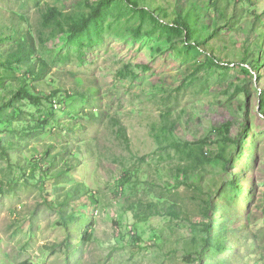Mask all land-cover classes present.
<instances>
[{
	"label": "rangeland",
	"instance_id": "374dc122",
	"mask_svg": "<svg viewBox=\"0 0 264 264\" xmlns=\"http://www.w3.org/2000/svg\"><path fill=\"white\" fill-rule=\"evenodd\" d=\"M101 1L0 0V28L11 26L13 14L23 16L24 28L36 34L38 56L51 67L44 81L29 88L33 98L20 97L16 107L0 112V264H189L182 259L195 240L201 244L206 237L198 224L204 219L192 199L197 192L175 177L176 168L186 163L183 154L168 146L208 138L218 149L216 130L227 123L237 138L246 122L248 140L239 147L243 155L235 157L228 173L215 162L196 173L203 174L205 189L216 193L222 187L214 198L216 209L237 237L244 241L263 226L264 116L259 91L264 69L259 84L255 72L248 76L238 65L228 70L205 66L214 47L222 48L218 54L224 61L245 40L259 53L254 47L259 32L251 24L229 34L225 30L223 41L188 53L183 36L140 18L124 1L100 6L91 18ZM165 1H173L170 13L198 16L200 39L211 30L216 0ZM152 3L145 0L144 6ZM44 11L68 14L75 23L85 18L90 22L77 39L71 40L68 32L49 39L51 28L42 26ZM255 11L264 12V0ZM15 70L17 77L24 73ZM237 87H245L248 95H235ZM58 89L70 97L52 108L51 95ZM5 91L0 90L7 95ZM92 111L94 120L87 117ZM100 113L106 115L103 122L98 121ZM50 114L49 123L42 124L40 118ZM114 117L127 127L130 149L119 140ZM73 121L77 133L67 130ZM57 125L63 128L62 137ZM52 144L55 162L44 153ZM128 173L130 180L125 178ZM234 177L243 187L236 199L231 191L223 192ZM158 201H164L160 207L178 203L180 218L137 220V213L143 214L141 203ZM213 220L211 230L217 232L218 218ZM87 233L90 240L85 242ZM133 233L141 237L137 244ZM251 244L248 240L242 248L254 250ZM255 251L256 256L247 254L241 263L253 264L259 258V249ZM222 257L206 252L201 260L193 255L191 264H217Z\"/></svg>",
	"mask_w": 264,
	"mask_h": 264
},
{
	"label": "trees",
	"instance_id": "16d2710c",
	"mask_svg": "<svg viewBox=\"0 0 264 264\" xmlns=\"http://www.w3.org/2000/svg\"><path fill=\"white\" fill-rule=\"evenodd\" d=\"M114 1L115 0L101 1L91 13L90 17H94L99 11L100 6L108 5ZM121 1H124L127 5L131 6V10L133 12L136 11L140 18L143 19L147 17L167 33H174L183 36L182 42L188 53L193 50L197 53H201V50L204 51L205 47L206 50L207 47L209 49L213 40L223 41V32L225 30L227 31V34H229L231 32L241 31L242 25H253L254 31L259 32V38L254 45V47L258 46L259 53H256V50L249 43L250 41L245 40L241 46L235 45L234 49H236V51L231 60L224 61L218 54V52H223L222 48L219 50L214 47L206 56L207 59L205 66L228 70L231 65H238V68L248 76L254 77L251 73L255 72L257 74V80L259 84H261L263 80L261 74L264 69V12L258 15L255 11L259 4V0H216L213 6L214 17L212 19L211 30L206 32L205 37H201V39L195 30L198 16L191 13L188 17H183L175 12L170 13L169 9L172 10L171 5L173 4V1L153 0V3L148 7L144 6L145 0ZM239 4L241 5V9L238 8ZM233 7L234 10L231 9ZM230 11L233 13L230 14ZM13 15L15 16H12L11 18V26H1L0 28V90H3V92L9 90L7 95L0 92V112L9 107H16L17 100L20 97L33 98L29 89L34 88L32 83L44 81L51 71L50 63L38 56L36 34L32 29L24 28L23 25L25 18L23 16H18L17 14ZM60 16H64L63 19L60 18ZM89 22V19L85 18L82 21L75 23L68 14H49L46 11L42 13V26L44 28L49 27L52 30L49 39L65 32L69 33V38L71 40L77 39L88 27ZM226 46L227 45H224L225 48ZM15 68L22 69L24 73L21 77H17V71ZM64 91L63 89L53 91V95H51L52 108H59L60 105L62 106V104L66 102V97H70L68 91ZM243 92H246L248 95V91L245 87H237L234 94H241ZM259 93L261 116H264V87L260 88ZM80 94L81 96H85V93ZM63 96L65 97L62 98ZM55 97H59V99H55ZM52 117L53 115L50 114L40 118L41 123L44 125L48 124ZM87 117L93 120L97 118L96 113L93 111L89 113ZM105 119L106 115L100 113L98 121L103 122ZM112 126L119 140L130 149L132 143L131 137L129 136L127 127L119 117L112 118ZM231 126L230 123H227V125L223 126L221 129L216 130L220 137L219 140L216 141L218 149L212 148L215 143L208 138L193 143H171L168 146L178 152H182L183 154L182 159H184L186 163L185 165L176 168L175 177L179 179L178 181H180L179 184L181 186L184 184L188 189L192 188L197 192V195L192 199H194L193 201H195V203L198 202L197 214L204 219L198 224L201 226V231L206 233V237L200 239V245L197 243V240L194 241L195 246L193 250H187L186 255L182 259L185 263L191 264L193 262V255H196L197 260H201L202 256L205 255L206 252H209L213 253L215 256L225 255V257L219 259L217 264H238L239 262L240 264H250L241 263V260H243V257L247 254L253 258L256 256L255 250L259 249V258L256 259L253 264H264V245H262L264 244V219L263 226L259 232L249 233L248 237L245 235L244 237L246 239H244V241L240 237H237L238 232L235 231V229L228 227V223L225 221L223 214L216 209L217 201H215L214 198H217V193L222 187H219L216 193H214L211 188L205 189L202 178L203 174L196 173V171L203 170L205 165L212 162H215L217 166L221 165L224 173H228L230 166L234 165L235 157L238 154L240 155V152L243 155V150H240L239 147H241V144L244 145L248 140L246 139L247 137H245L246 132L248 131V126L246 122L242 124V131L238 134L237 138L232 137ZM58 128L59 126L56 127L57 135L58 137H62L63 128L61 130H58ZM68 129L73 133L78 132L74 121L69 122L67 125V130ZM209 148L212 150L209 151ZM55 149L54 144L48 145L44 152L45 155L50 157L51 160H54V162L57 156H52V151ZM190 173H192L193 176L189 177L188 175ZM184 175L187 176L186 182L181 181V178ZM129 177L130 173L125 175V178H128V180H130ZM240 177L241 180H243L242 174H240ZM125 178H123L122 184L127 182V179ZM238 180L239 178H232L227 183L226 188L223 189V192L224 190H229V192L231 191V193L235 194V199L237 198V194H239L243 188ZM247 192L251 193V189ZM163 202H151L146 205L141 203L140 206L143 208V214L138 212L136 215L137 220L146 222L154 216H169L168 218L171 219L169 222H171L172 219L180 218L182 210L178 203L160 207ZM232 211L235 213L234 209H230L228 212L231 213ZM214 217L218 218L217 224L219 225V228L217 232L211 230L216 222L213 220ZM246 217L248 218L247 215ZM89 240L90 234L87 233L85 236V242H88ZM140 240L141 237L136 235V233H133L134 243L137 244ZM248 240H251V247L254 248V250L248 251L247 249L242 248L243 246L247 248L246 243ZM242 249H244V251H242ZM21 264L31 263L24 262Z\"/></svg>",
	"mask_w": 264,
	"mask_h": 264
}]
</instances>
